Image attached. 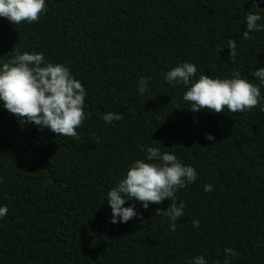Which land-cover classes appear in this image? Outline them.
Masks as SVG:
<instances>
[{
    "label": "trees",
    "instance_id": "1",
    "mask_svg": "<svg viewBox=\"0 0 264 264\" xmlns=\"http://www.w3.org/2000/svg\"><path fill=\"white\" fill-rule=\"evenodd\" d=\"M39 22L0 17V62L42 52L85 88L79 138L21 126L0 101V264H264V112H192L186 87L164 78L193 63L196 78L251 77L264 67V32L243 39L246 15L264 0H45ZM264 23V20L261 21ZM237 44L235 63L227 41ZM224 48L217 51L218 48ZM141 78L149 91L141 94ZM264 104V100L261 101ZM107 112L123 118L106 124ZM205 133L214 136L205 138ZM161 142V143H160ZM196 169L176 193L186 205L175 231L158 214L170 204H134L143 223H110L107 192L146 147ZM211 184V192L204 185ZM161 208V209H160ZM193 219L200 226L193 227Z\"/></svg>",
    "mask_w": 264,
    "mask_h": 264
},
{
    "label": "clouds",
    "instance_id": "2",
    "mask_svg": "<svg viewBox=\"0 0 264 264\" xmlns=\"http://www.w3.org/2000/svg\"><path fill=\"white\" fill-rule=\"evenodd\" d=\"M253 9H259L256 0H252ZM46 11L45 0H0V17L6 18L12 25L22 22H39ZM246 29L243 39L253 37L250 33L264 32V20L259 12L249 11L246 15ZM224 47L218 48V52ZM228 57L233 63L237 57V44L229 39ZM197 68L193 63L183 62L164 73V78L172 87L183 84L186 91L183 100L190 104L192 112L208 110L217 114L225 108L231 113H242L259 107L264 112L260 87L233 70L230 78H210L201 73L196 78ZM251 77L264 85V67H254ZM149 81L141 78L138 91H149ZM86 91L73 77L68 67L60 63L45 60L42 52L16 51L7 60L0 62V101L4 108L17 118L21 126L35 124L39 130L49 129L57 136L79 138L77 129L86 119L83 110ZM106 124L119 121L122 114L107 112L102 117ZM205 138L214 141V136L205 133ZM161 143V142H160ZM146 156L135 159L106 195L111 209L110 223H127L136 218L143 223L144 218L136 212L134 204L125 206L126 201H138L144 209L150 203L160 204L166 198L170 200L167 209L158 214L170 220L169 229L175 231L178 218L184 216L186 205L177 203L176 193L197 180L196 169L183 164L175 154L161 152L158 147L145 146ZM211 184L204 185L205 192H211ZM8 213L7 206H0V217ZM193 227L200 226L193 219ZM223 264H231L228 256H236L232 248H226ZM188 264H208L202 255L193 257Z\"/></svg>",
    "mask_w": 264,
    "mask_h": 264
}]
</instances>
